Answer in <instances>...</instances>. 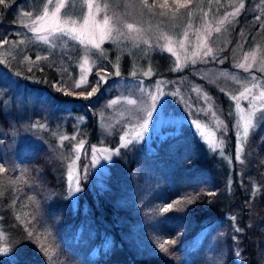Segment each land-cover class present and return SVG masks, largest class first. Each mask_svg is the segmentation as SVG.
<instances>
[{"label":"rangeland","instance_id":"obj_1","mask_svg":"<svg viewBox=\"0 0 264 264\" xmlns=\"http://www.w3.org/2000/svg\"><path fill=\"white\" fill-rule=\"evenodd\" d=\"M59 2L53 0V5ZM168 2L170 8L148 10L143 0H95L101 11L94 10V18L100 25L94 27L92 18L87 25L81 19L82 14L88 12L85 0H65L60 26L75 27L85 41L94 33L101 44L99 50L81 44L71 34L60 36L47 31L49 25L56 23L51 16L44 22V31L32 32V22L37 14H42L47 0L21 3L17 35L5 38L7 44L0 41V63L11 66L8 62L11 56H22V65L29 68L52 65L58 77L54 88L57 89L64 79V90L70 94L59 99L39 82L35 83L32 80L35 78L26 76L31 79L30 84L39 85L38 94V87L31 90L27 88L29 82L9 71H0V103L8 115L7 124L0 118V165L5 169L0 172V195L9 190L12 206L15 205L22 219L31 210L39 211L41 203L38 198L34 199L35 194L30 196L31 202L22 198L14 177H24L26 171L21 159L42 143L54 149L63 161L66 195L74 207L79 203L82 178H87L100 190L108 188L110 165L118 159L126 160L123 155L126 148L137 143L160 142L182 131L193 134L205 154H217L226 170L228 191H231L234 175L243 182L250 160L255 159L249 149L251 135L264 124L256 118L264 108V96H261L264 92V0H251L248 18L243 22L239 17L247 0H191L187 8L179 10L172 5V0ZM155 3H163V0H155ZM105 16L110 20L108 26L103 25ZM69 21L76 23L72 25ZM245 22L256 28L249 30ZM127 23H132L134 28L126 29ZM109 32L111 39L101 41V35ZM38 36L47 39L40 40ZM209 48L212 52L205 57L204 52ZM37 56L42 59L37 60ZM16 63L13 61V66ZM240 64L244 67H238ZM149 69L151 74L144 76ZM101 70L106 76L103 81L98 75ZM92 73H95L93 81ZM82 77L86 83L77 88ZM93 87L97 91L88 97ZM245 88L251 89L247 100L232 99L239 97ZM148 93L157 97L154 104ZM43 96L52 100L45 111H41L42 105L36 104ZM84 99L91 105L96 104L98 131L95 139L88 132V105ZM73 101L83 106L79 113L72 110ZM153 107L158 108L155 120L149 119L145 124L147 113ZM35 111L42 114L38 116ZM249 122L252 126L245 132V124ZM117 133L118 138H115ZM137 168L134 176L139 174L140 166ZM252 187H258L255 180ZM165 207L167 205L151 210L147 218H171L180 212L173 207L165 213L162 211ZM230 220L228 228L232 229L236 227L235 217L232 215ZM155 241L159 248L160 244L165 245L160 250L170 253L171 264L177 261L198 264L192 263L193 255L203 251L200 264L223 263L222 253L213 250L212 237L203 236L201 232L189 244L166 243L173 240L162 236ZM0 251L12 252L1 213Z\"/></svg>","mask_w":264,"mask_h":264},{"label":"trees","instance_id":"obj_2","mask_svg":"<svg viewBox=\"0 0 264 264\" xmlns=\"http://www.w3.org/2000/svg\"><path fill=\"white\" fill-rule=\"evenodd\" d=\"M23 2L5 0L0 4L3 40L17 35ZM250 3L247 0L240 22L247 20ZM245 25L249 30L256 28ZM15 57L8 59L11 66L0 63V71H9L29 82L26 87L31 90L38 87V94L41 84L59 99L70 95L64 90V79L54 88L58 77L52 65L29 68L22 65V56ZM13 61L17 62L14 66ZM28 75L39 85L30 84ZM51 101L49 96H43L36 104L45 111ZM84 102L88 105V132L94 138L98 131L96 104ZM71 107L79 113L83 106L73 101ZM41 111L35 114L40 116ZM0 118L7 124L8 115L1 103ZM231 137L233 142L232 132ZM249 149L255 159L250 160L243 182L233 176L228 191L220 158L205 154L189 131L160 142L137 143L125 149L124 162L118 159L110 165L108 188L100 190L87 178L81 179L79 203L74 207L66 195L63 161L50 146L38 144L21 159L24 177L14 178L18 194L29 202L35 194L41 209L31 210L22 219L12 206L9 190L0 195L1 222L12 248L11 253L0 251V264H171L172 256L161 252L155 239L162 236L189 244L200 232L212 237L213 250L222 253V264H264V124L252 133ZM138 165L139 174L134 176ZM254 180L256 189L252 187ZM169 203L180 210L179 214L159 220L147 218L151 210ZM232 215L236 227L229 229ZM204 254L195 253L192 263H202ZM76 259L80 262L73 263Z\"/></svg>","mask_w":264,"mask_h":264},{"label":"snow or ice","instance_id":"obj_3","mask_svg":"<svg viewBox=\"0 0 264 264\" xmlns=\"http://www.w3.org/2000/svg\"><path fill=\"white\" fill-rule=\"evenodd\" d=\"M4 2H5V0H0V4H3ZM85 2H86L88 12L86 15L82 14V16H81L83 23L85 25H87L89 23V18H92L93 26L99 27L100 26L99 22L96 21L94 18V10L96 13H99L101 11L100 5L95 3V0H85ZM41 3H43V0H41ZM190 3H191V0H186L185 3H181V0H172V5L175 6L176 10H179L180 8H187L188 4H190ZM143 4H144L145 8H147L148 10H152L153 8L165 9V8L171 7L169 5L168 0H163V3H160V4H156L155 0H153V3H151V4L149 3V0H143ZM50 5H52L51 11L49 10ZM242 7H243V4H241V8ZM63 8H65V0H60V2L58 4H55V5H53V0H47V3L44 4V6H43L42 14H37L35 19L33 20L31 31L35 32V33H40L42 31H44L45 30L44 22L47 21L49 19V17L51 16L56 21V23H55V25H49L47 28V31H49L53 35L59 34L60 36H68L69 34H71L72 37L74 39H78L81 44H85L86 46L90 45L91 47L99 50L101 48V44H100V42H97L94 33L89 37V39L87 41H85L81 35H78L76 33L75 27L68 28V27H61L60 26L59 17H60L61 9H63ZM237 11H239V9H237ZM161 14H164V13H161ZM27 15L31 16L32 13H27ZM65 15H67L66 11H65ZM68 23L74 25L76 22L75 21H69ZM109 24H110V20L107 16H105L103 19V25L108 26ZM124 27L128 30H132L134 28V25L132 23H127L126 25H124ZM218 30L219 29H217V31ZM111 36H112V34L110 32L106 33V34H102L100 37V40L102 41L103 39H111ZM37 38L40 40H46L47 39L44 36H38ZM0 41H2L4 44L8 43L6 40H3L2 37H0ZM181 46H183V45H181ZM168 51L171 52L172 49L168 48ZM211 52H212V49L209 48L207 51L204 52V56L205 57L209 56L211 54ZM100 55H103L102 51H101ZM36 59L40 60L42 58L37 56ZM245 59H247V57ZM177 67L179 68V65H177ZM238 67L243 68L244 64H240V65H238ZM116 74L119 75V72L117 71ZM150 74H151V69H149L148 71L143 73L144 76H149ZM98 75H100L101 81L106 79V76L103 74V70H101V72L98 73ZM85 83H86V81L82 77L81 80L76 84V87L80 88ZM96 91H97V88L93 87L92 90L87 93V96L91 97ZM250 92H251V89L245 88L244 92H242L239 97H232V99L233 100H247ZM148 95L151 96L152 102L154 104L157 97L154 95H151V93H148ZM160 95H164V93H160ZM261 96H264V92H261ZM85 98H87V97H85ZM133 103H135V101H133ZM157 111H158V108L153 107L152 111H149L147 113V116L145 118V124L148 123L149 119L154 122L155 114L157 113ZM259 113L260 114L256 117L257 121L258 122L264 121V108H261L259 110ZM253 115H256V114L254 113ZM249 126H252L250 124V122L245 124V128H244L245 132L248 131ZM63 139H68V137H63ZM94 151H97V150L94 149ZM4 171H5V169L3 168L2 165H0V172H4ZM77 191H79V189H77ZM172 208H173V204L169 203L167 205V207L162 209V211L166 213ZM166 243H174V241H167ZM164 247H165V245L163 243L160 244L161 249H164Z\"/></svg>","mask_w":264,"mask_h":264}]
</instances>
